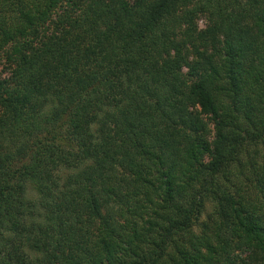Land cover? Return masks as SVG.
<instances>
[{
	"label": "trees",
	"instance_id": "1",
	"mask_svg": "<svg viewBox=\"0 0 264 264\" xmlns=\"http://www.w3.org/2000/svg\"><path fill=\"white\" fill-rule=\"evenodd\" d=\"M0 55V264H264V0H0Z\"/></svg>",
	"mask_w": 264,
	"mask_h": 264
},
{
	"label": "rangeland",
	"instance_id": "2",
	"mask_svg": "<svg viewBox=\"0 0 264 264\" xmlns=\"http://www.w3.org/2000/svg\"><path fill=\"white\" fill-rule=\"evenodd\" d=\"M196 23H197V26H198L199 28H200V27H203V25H204V20H203V18H202V17H198ZM6 73H7L6 64H5V62H4V59H3L2 55H0V77H2V76L4 77V76L6 75ZM207 211H209V205H208V204H206V206H205V211L200 215V217H199V221H201V220L204 218V215H205V213H206ZM194 230H195L196 232L198 231L197 228H194Z\"/></svg>",
	"mask_w": 264,
	"mask_h": 264
}]
</instances>
